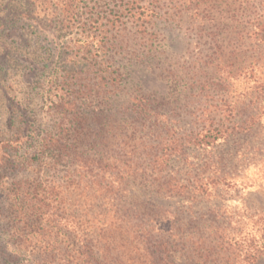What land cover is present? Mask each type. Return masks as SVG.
<instances>
[{
	"label": "trees",
	"instance_id": "16d2710c",
	"mask_svg": "<svg viewBox=\"0 0 264 264\" xmlns=\"http://www.w3.org/2000/svg\"><path fill=\"white\" fill-rule=\"evenodd\" d=\"M155 1L148 4L143 0H95L93 12L88 17L95 29L84 30L80 39L73 42V46H77L78 51L86 56L105 51L106 42L102 44V39L109 40L110 48L115 47L116 43L111 45L110 37L123 17L132 19L137 34L144 38L147 37L148 24H155L162 18L166 21L173 18L171 16L183 20L189 15L194 18L190 19L195 24L193 30L198 33L195 45L189 43L191 48L188 50L191 62L187 70L189 73L193 71L189 85L190 96L194 98L191 101L200 102L202 97L199 96V90L194 92L198 87L195 74L199 70L219 75L218 80H212L223 91L221 103L205 106V109L194 106L191 114L195 119V127L186 137L167 136L168 130H164V126L155 121L152 124L153 132L159 135L151 149L143 151L141 156L140 149H132L125 155H104L101 152L96 157L78 147L86 140L85 137L81 138L84 115L76 111V102L80 98L79 87L87 90L96 88L98 93L115 92L124 80L123 74L121 68H113L110 64L105 66L99 64L97 59H91L97 63L96 69L100 74V80L92 83V86L90 83H82L75 63L70 62L64 67L63 80L68 96H62L55 103V109L61 115L55 130L50 129L35 139V134L30 133L32 125L25 119V110L16 104L11 106L13 111H20V114L9 118L8 126L13 130V138L3 140L0 144V184L3 186V168L6 170L17 164L27 167L34 162L40 165L46 158H50L52 169L63 166L65 172L62 183L55 177L48 180L38 174L33 178H19L10 186L0 188V210L5 195L3 200H11L6 212L13 216L15 228L21 226L22 229L36 228L38 231L28 234L16 231L12 241V244L15 243L13 250L8 251L10 247L4 243L1 245L6 247L1 248L3 256H0V264H18L19 255L26 256L24 251L28 250H31V256L27 257V264H175L176 256L188 264H257L264 260V233L260 238L242 235L237 226L230 227L229 222L224 225L222 220L217 221L214 217L209 225L198 223L204 227L203 230L179 233L175 231L177 227L174 216H164L167 210L160 214L162 209L150 208V205L138 201L135 195L127 191L129 186H139L154 191L158 196H170L174 190L186 194V189L193 186L196 193L210 194L219 185H226L230 179L235 178L216 168L202 173L189 172L186 175L191 176L182 177L171 171L169 166L175 157L182 159L188 156L186 147L212 149L231 138L250 135L259 124V110L264 105L250 102L245 104V100L232 102L230 97L233 83L256 84V75L264 68V0H221L222 7L212 6L208 9L201 5L206 0H198L194 9L181 5L177 12L162 10V0ZM79 2L62 0V7L52 11L53 19L48 21L52 22L61 16L62 28H71L81 17ZM103 2L108 9L101 11L97 7ZM32 14L29 16L32 17ZM97 37L101 39L95 42L94 38ZM113 37L116 39L119 35ZM127 53L134 61L142 58L136 50ZM156 60L159 61L158 58ZM207 82L206 79L200 90L206 89ZM103 87L109 89L105 91ZM257 88L254 86L240 97H252ZM261 91L264 93V86ZM131 94L128 95L132 104L131 111L137 114V118L141 115L146 117L153 110L152 104L150 107L143 97H132ZM14 117H18L19 121L16 122ZM27 142L34 146L38 144L34 153H25L22 161H17V164L11 161L12 153ZM109 143L105 141L103 147ZM90 144L96 147L94 139ZM71 185L81 190V193L92 187L101 192L100 197L103 194L109 196V210L103 216L104 220H99L100 224L106 226L100 230L101 234L90 237L64 234L61 239V234L53 231L57 221L65 223L69 219L61 213V208H64V187ZM206 229L210 231L206 232ZM1 238L0 235V242Z\"/></svg>",
	"mask_w": 264,
	"mask_h": 264
},
{
	"label": "rangeland",
	"instance_id": "374dc122",
	"mask_svg": "<svg viewBox=\"0 0 264 264\" xmlns=\"http://www.w3.org/2000/svg\"><path fill=\"white\" fill-rule=\"evenodd\" d=\"M143 1L148 4L156 2ZM197 1L162 0L161 5L162 10L177 12L181 5L194 9ZM201 5L206 9L223 6L221 0H206ZM93 6L95 0H80L79 22L65 30L62 28L61 16L52 22L48 21L53 19L52 11L62 7V0H0V144L14 136L8 122L11 115L17 116L20 111H13V108L11 109L13 104L25 110V119L32 125L30 133L35 134V139L39 134L42 136L46 131L57 128L61 115L56 111L55 103L62 96H68L69 92L63 80L64 67L70 62L75 63L78 76L82 77L81 81L85 84L92 85L100 80V74L96 69L97 63L91 59H97L99 64L105 66L110 64L113 68H121L120 72L123 74L124 80L115 92L98 93L94 87L92 90L79 87L81 90L78 91L80 98L76 102V111L84 115L81 138L85 137L86 140L78 147L96 157L101 155V152L104 155L113 153L125 155L132 149H140L141 156L143 151L151 149L159 135L153 132L152 124L155 121L161 123L164 130H168L167 136L186 137L195 127L193 123L195 119L191 114L194 106L205 109V106L211 107L221 103L223 91L213 84V80H218L219 75H210L199 70L195 74L198 87L194 92L199 90L201 92L199 96L202 97L198 104L191 101L194 98L190 96L189 85L193 71L190 70L189 73L187 70L191 62V53L188 50L191 48L189 43L195 45L198 35L193 30L195 27L191 20L193 17L188 15L180 20L176 16H171L174 19L169 18L166 21L162 18L155 24H148L147 37L144 38L137 34V27L132 19L123 17L114 27L110 37L111 45L116 43L115 47L110 48L109 40L102 39V44L106 42L105 51L86 56L78 51L77 46H73V42L80 39L84 30L95 29L88 18L93 12ZM97 8L103 11L107 10L108 6L103 2ZM32 12L33 18L29 16ZM113 35L119 37L115 39ZM97 39L101 38H94L95 42ZM131 50H136L142 58L137 61L131 59L127 53ZM261 73H264V68L257 73L256 84L233 83L230 100L232 102L245 100V104L250 102L264 105V93L261 91V87L264 86V75ZM206 79L208 81L206 89L200 90ZM73 80L75 82L76 78ZM254 86L258 88L252 97L251 95L246 99L240 97L243 93L250 92ZM103 89L106 91L109 88ZM129 94L132 97H143L147 105L151 107L152 104L153 110L146 117L141 115L137 118V114L131 111ZM259 115H261L259 124L250 135L231 138L212 149L186 147L188 156L182 159L175 157L170 163L171 171L182 177L191 176L186 175L189 172L202 173L209 169H221L223 174L235 176L226 185H219L210 194L196 193L195 187L192 186L186 189V194L174 190L170 196H158L148 188L129 186L128 194L135 195L138 201L150 205L154 210L162 209L160 214L167 210L164 216H174L176 232L189 234L199 229L203 230L204 227L198 223L209 225L214 217L217 221L222 220L224 225H228L229 222L230 227L237 226L238 232L242 235L260 238L264 233V108L259 110ZM13 119L19 121L18 117ZM93 139L96 141V147L90 144ZM105 141L110 143L103 147ZM37 145L25 143L12 153L10 160L17 164V161H22L25 153L32 155ZM49 159L46 158L40 165L34 162L27 167L17 164L13 168L12 166L6 170L3 168L4 171L1 173L3 186L0 184V188L10 186L19 178H33L38 174L44 179L50 180L55 177L59 183L64 182L63 166H59L58 170L52 169ZM64 190L66 191L62 194L65 197L64 208H61V213L69 219L65 223L54 222L57 227L53 231L61 234V239L64 238V234L74 236L83 234L88 237L101 234V229L104 230L106 226L100 224L99 220H104L103 216L109 210L107 203L109 196L103 194V197H100L101 192L92 187L84 189L82 193L73 185L64 187ZM189 195L197 197H188ZM3 198L0 210L2 237L0 256H3L1 248L6 247L1 246L3 243L10 247L8 251L15 248L12 241L16 231L23 234L38 232L36 228L22 229L20 226L16 229L13 216L6 212L11 200ZM79 223L82 224L81 227L78 226ZM46 226L52 229L51 225ZM38 230L41 231L42 228ZM209 231L206 229V232ZM30 251H24L26 256L19 255L18 264H27L26 259L31 256ZM177 257L175 264H188ZM257 264H264V260Z\"/></svg>",
	"mask_w": 264,
	"mask_h": 264
}]
</instances>
